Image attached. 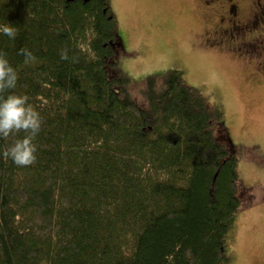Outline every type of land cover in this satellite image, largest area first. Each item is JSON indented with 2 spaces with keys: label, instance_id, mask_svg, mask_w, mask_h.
Returning a JSON list of instances; mask_svg holds the SVG:
<instances>
[{
  "label": "trees",
  "instance_id": "trees-1",
  "mask_svg": "<svg viewBox=\"0 0 264 264\" xmlns=\"http://www.w3.org/2000/svg\"><path fill=\"white\" fill-rule=\"evenodd\" d=\"M198 1L211 52L226 0ZM3 25L18 75L3 96L26 95L41 127L27 166L5 153L30 132L0 137V264H232L253 189L223 105L180 68L143 81L118 68L110 0H0Z\"/></svg>",
  "mask_w": 264,
  "mask_h": 264
},
{
  "label": "rangeland",
  "instance_id": "rangeland-1",
  "mask_svg": "<svg viewBox=\"0 0 264 264\" xmlns=\"http://www.w3.org/2000/svg\"><path fill=\"white\" fill-rule=\"evenodd\" d=\"M246 2L264 11V0ZM194 6L200 7L198 0H110L121 43L116 64L134 81L180 68L190 84L223 105L231 138L246 147L240 176L253 189L251 206L238 214L242 240L236 245L232 239L230 250L239 251L233 263L264 264V16L251 14L255 25L247 36L257 34L256 43L237 53L241 58L220 45L204 50L206 58L201 47H208L211 24L196 18Z\"/></svg>",
  "mask_w": 264,
  "mask_h": 264
},
{
  "label": "clouds",
  "instance_id": "clouds-1",
  "mask_svg": "<svg viewBox=\"0 0 264 264\" xmlns=\"http://www.w3.org/2000/svg\"><path fill=\"white\" fill-rule=\"evenodd\" d=\"M0 33L10 40L17 36L15 27L11 25L0 26ZM21 55L25 57V63L35 60L33 54L27 49H21ZM61 59H68L67 50L61 54ZM18 75L10 65L6 55L0 52V137H8L13 132L21 130L30 132V135L17 141L5 154L10 156L13 162L19 166L31 165L36 160L37 147L33 143L40 131L41 118L39 113L28 104L26 95H8L3 93L8 89H14Z\"/></svg>",
  "mask_w": 264,
  "mask_h": 264
},
{
  "label": "flooded vegetation",
  "instance_id": "flooded-vegetation-1",
  "mask_svg": "<svg viewBox=\"0 0 264 264\" xmlns=\"http://www.w3.org/2000/svg\"><path fill=\"white\" fill-rule=\"evenodd\" d=\"M207 3L209 4V2L206 1L205 5ZM223 6L224 12L218 17L217 23V28L221 29L217 33L221 32V35L217 37L218 40L213 46L220 45L223 48H227L230 46L229 43H234V46L231 47L232 49L229 50L231 53L236 51L239 54V52L247 51L248 48L255 45V39L257 38V34L247 36L248 33L252 32L251 28L255 25L253 24L252 17L249 18V14L247 15L242 11L239 0H226ZM205 16L206 18H209V14H206ZM241 40L244 41L241 43ZM261 43L263 44V41H261ZM262 46L264 47V44ZM226 48H224V50ZM238 57L241 58L242 56Z\"/></svg>",
  "mask_w": 264,
  "mask_h": 264
},
{
  "label": "crops",
  "instance_id": "crops-1",
  "mask_svg": "<svg viewBox=\"0 0 264 264\" xmlns=\"http://www.w3.org/2000/svg\"><path fill=\"white\" fill-rule=\"evenodd\" d=\"M240 240H242V238L239 237V236H237V245H238V243H240ZM249 249H250V248H249Z\"/></svg>",
  "mask_w": 264,
  "mask_h": 264
}]
</instances>
